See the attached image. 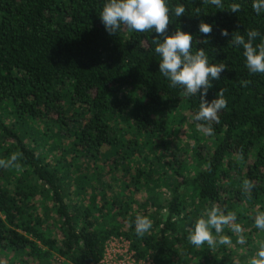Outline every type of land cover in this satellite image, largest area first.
I'll list each match as a JSON object with an SVG mask.
<instances>
[{
	"label": "trees",
	"instance_id": "obj_1",
	"mask_svg": "<svg viewBox=\"0 0 264 264\" xmlns=\"http://www.w3.org/2000/svg\"><path fill=\"white\" fill-rule=\"evenodd\" d=\"M104 2L0 0V161L18 157L0 166V264H97L111 237L156 264H248L253 238L264 242L254 223L264 212V74L250 73L229 41L252 30L254 46L264 41V13L252 0H223V9L169 0L186 13L170 15L168 33L180 26L193 50L225 66L207 99L222 91L227 106L205 135L194 120L199 95L159 73L156 33L109 35ZM202 21L213 26L207 38ZM176 122L189 126L192 147L171 136ZM213 205L243 231L225 226L231 245L197 248L188 233ZM137 215L152 222L144 235Z\"/></svg>",
	"mask_w": 264,
	"mask_h": 264
},
{
	"label": "clouds",
	"instance_id": "obj_2",
	"mask_svg": "<svg viewBox=\"0 0 264 264\" xmlns=\"http://www.w3.org/2000/svg\"><path fill=\"white\" fill-rule=\"evenodd\" d=\"M204 3L223 9V0H204ZM252 9L256 14L264 13V0H252ZM233 13L241 10L239 3L230 6ZM186 9L182 4L170 7L169 0H105L99 11V18L109 35L117 34L122 28L134 32H155L151 43L155 45L154 52L159 57V73L169 81V87H180L182 95L193 97L199 95L200 104L194 120L201 122L197 126L205 135L213 134L212 122L219 123L218 113L227 104L223 92L216 93L211 101L207 99L212 82L221 78L223 64L211 63L203 48L193 50V34L182 30L180 26L168 33L170 15L182 17ZM199 33L207 38L213 30L209 23L198 25ZM221 35H229L227 29L221 30ZM260 36L256 30L247 31L245 35L233 33L229 46L243 49L245 67L250 73L264 74V41L255 45L253 41ZM207 43V39L204 41ZM12 154L8 162L0 161V166L7 167L17 160ZM251 187L246 181L245 189ZM233 212H227L213 205L204 215L196 219L188 233V242L199 248L207 244L210 248L218 245L229 246L232 241L227 235H222L225 226H231L233 233H242L243 229L236 221ZM255 227L264 230V212L254 218ZM137 235H144L152 228V222L147 216L137 215L134 221ZM214 230V232H213ZM239 243L245 242L241 235ZM248 264H264V243H262Z\"/></svg>",
	"mask_w": 264,
	"mask_h": 264
},
{
	"label": "built area",
	"instance_id": "obj_3",
	"mask_svg": "<svg viewBox=\"0 0 264 264\" xmlns=\"http://www.w3.org/2000/svg\"><path fill=\"white\" fill-rule=\"evenodd\" d=\"M97 264H156L150 258L138 257L131 241L125 237H111L105 244L103 256Z\"/></svg>",
	"mask_w": 264,
	"mask_h": 264
},
{
	"label": "rangeland",
	"instance_id": "obj_4",
	"mask_svg": "<svg viewBox=\"0 0 264 264\" xmlns=\"http://www.w3.org/2000/svg\"><path fill=\"white\" fill-rule=\"evenodd\" d=\"M3 107V105L2 104H0V112L4 115V116H6V110H5V108H2ZM6 120V122L8 123V124H10L11 123V119L9 118H7V119H5ZM176 123H180V122H176ZM175 123V124H176ZM190 128H189V126L187 125V124H184V123H182V125H181V123L180 124H177V125H175V127H173L171 130H170V132H171V136L172 137H176V138H178L177 139V141H178V144L180 143V141L182 142V143H180L181 145L182 144H184V145H186L187 146V144H189L190 145V147H192L193 145H194V141H193V139L192 138H190V137H188V135H189V133H190ZM180 144H179V146H180ZM181 152H183V151H181ZM190 155V154H189ZM52 159V158H51ZM261 239L262 238H259V237H254L253 238V240H254V243L255 244H257L256 246L258 247V249H259V246H260V243H264V242H261ZM217 247V246H216ZM215 247V248H216ZM257 249V250H258Z\"/></svg>",
	"mask_w": 264,
	"mask_h": 264
}]
</instances>
